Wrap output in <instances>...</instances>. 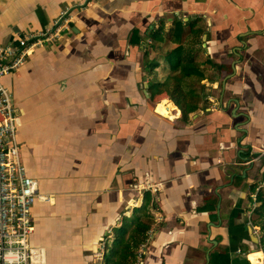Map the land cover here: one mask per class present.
<instances>
[{
	"label": "crops",
	"instance_id": "0c3cea01",
	"mask_svg": "<svg viewBox=\"0 0 264 264\" xmlns=\"http://www.w3.org/2000/svg\"><path fill=\"white\" fill-rule=\"evenodd\" d=\"M66 5L78 9L69 28L1 78L41 196L30 212L36 264H105L145 191L154 232L137 264H216V253L264 264L254 224L264 190V0H0V44L53 27ZM174 19L196 21L197 61L221 65L186 78L197 105L186 120L149 89L171 73L172 48L151 33L166 35Z\"/></svg>",
	"mask_w": 264,
	"mask_h": 264
},
{
	"label": "built area",
	"instance_id": "2783aa9c",
	"mask_svg": "<svg viewBox=\"0 0 264 264\" xmlns=\"http://www.w3.org/2000/svg\"><path fill=\"white\" fill-rule=\"evenodd\" d=\"M77 11L76 6L66 5L60 9L53 27L38 33L26 32L14 44H0V264L42 261L41 249L30 242L34 229L31 207L41 196L37 180L28 174L21 161L17 141L18 115L11 92L1 78L20 68L36 46L56 40L64 29L69 28ZM153 232L151 228L147 231V240ZM145 245H140L137 252L138 263Z\"/></svg>",
	"mask_w": 264,
	"mask_h": 264
},
{
	"label": "trees",
	"instance_id": "16d2710c",
	"mask_svg": "<svg viewBox=\"0 0 264 264\" xmlns=\"http://www.w3.org/2000/svg\"><path fill=\"white\" fill-rule=\"evenodd\" d=\"M162 26L151 33L152 39L157 42H170L172 48L165 53L171 73L163 81H150L149 89L154 97L171 101L180 111V117L184 120L193 112L197 105L190 100L194 96L189 95L185 88L188 85L187 79L196 76L198 80L205 78V68L201 65L209 64L220 68L221 65L213 63L210 59L202 63L197 61V53L202 50L200 47L203 28L197 25L196 21L184 22L182 19H174L166 35L162 34ZM138 41V31L133 32L132 42ZM144 58L148 62L147 53ZM147 74L154 71L156 62H149ZM187 78V79H186ZM193 84V82H191ZM192 93V91H191ZM190 96V97H189ZM151 198L147 191L143 194V201L129 216L127 222L116 229L115 238L104 254L105 264H137V249L145 243L147 231L153 224V216L148 212V205ZM258 204V211L254 224L260 228V248L264 253V190L259 189L255 196ZM218 257V258H215ZM218 259V260H215ZM211 261L216 264H229L227 255L216 253Z\"/></svg>",
	"mask_w": 264,
	"mask_h": 264
},
{
	"label": "rangeland",
	"instance_id": "374dc122",
	"mask_svg": "<svg viewBox=\"0 0 264 264\" xmlns=\"http://www.w3.org/2000/svg\"><path fill=\"white\" fill-rule=\"evenodd\" d=\"M168 45H170V44H168Z\"/></svg>",
	"mask_w": 264,
	"mask_h": 264
}]
</instances>
